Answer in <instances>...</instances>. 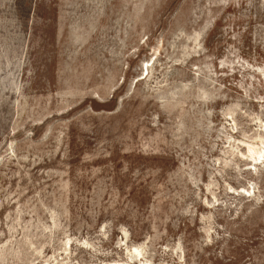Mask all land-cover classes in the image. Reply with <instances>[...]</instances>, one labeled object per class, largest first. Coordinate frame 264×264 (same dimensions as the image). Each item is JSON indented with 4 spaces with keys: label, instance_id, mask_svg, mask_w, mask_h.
<instances>
[{
    "label": "rangeland",
    "instance_id": "rangeland-1",
    "mask_svg": "<svg viewBox=\"0 0 264 264\" xmlns=\"http://www.w3.org/2000/svg\"><path fill=\"white\" fill-rule=\"evenodd\" d=\"M0 264H264V0H0Z\"/></svg>",
    "mask_w": 264,
    "mask_h": 264
}]
</instances>
